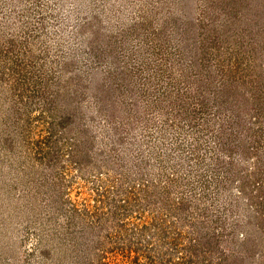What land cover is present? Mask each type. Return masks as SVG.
Instances as JSON below:
<instances>
[{
    "label": "rangeland",
    "instance_id": "1",
    "mask_svg": "<svg viewBox=\"0 0 264 264\" xmlns=\"http://www.w3.org/2000/svg\"><path fill=\"white\" fill-rule=\"evenodd\" d=\"M0 47V142L5 135L13 139L12 149L0 143V264H181L180 256L166 251L165 233L155 238L149 231L138 244L132 233L117 235V223L95 219L106 201L95 194V176L107 170L113 175L129 148L139 161L148 158L133 141L153 132L140 127L129 133L125 118L150 119L158 129L167 123L173 129L165 146L177 145L184 155L192 150L189 142L205 126L189 129L179 123L186 115L174 118L165 105L192 102L190 75L199 70L194 59L226 61L238 50L244 57L258 55L251 70L260 69L255 65L264 59V0H0ZM166 86L175 90L165 95ZM53 130H59L53 140L64 152L43 158L48 146L40 147ZM193 156L186 169L198 164L206 174L202 152ZM151 170L158 178L159 167ZM208 200L207 207L220 210L213 215H222L224 198ZM203 205L184 201L173 211L175 219L181 224L208 215ZM142 214L143 225L153 219ZM167 214L168 230L180 228L171 211L162 208L157 218ZM205 219H195L200 230L209 227ZM262 234H252L259 242L258 263Z\"/></svg>",
    "mask_w": 264,
    "mask_h": 264
},
{
    "label": "trees",
    "instance_id": "2",
    "mask_svg": "<svg viewBox=\"0 0 264 264\" xmlns=\"http://www.w3.org/2000/svg\"><path fill=\"white\" fill-rule=\"evenodd\" d=\"M241 53L237 50L226 61L216 57L212 63L209 58L194 59L191 64L199 70L189 77L192 81L189 82L192 102L187 103L185 100L184 105H175L176 108H173V103H166V108L172 106V117L178 118V113L186 115L180 124L189 129L202 124L206 128L202 136L189 142L192 150L186 155L181 151L182 155L177 145L171 148V145L166 147L163 143L167 131L173 129L167 123L163 122V126L158 129L155 123L149 125L150 119L145 121L142 118V121L137 122L123 119L122 124L129 133L140 127L144 131L153 132L143 137L142 141H133L137 152L148 158L137 160L132 156L133 148H129L127 159L116 160L113 175L109 170L96 174L95 194L105 197L106 201H103V208L95 209V219L117 223V235L132 233L136 237L133 241L138 244L148 238L149 231L154 232L155 238L165 233L164 240L170 242V248L167 247L166 251L170 250L171 255L180 256L178 259L181 264H264V250L261 253L262 261L258 263L255 243L259 245V242L252 237L254 231H258L261 234L263 232L264 238V59L255 65L260 69L251 70L259 59L258 55L244 57ZM12 79L15 80V76ZM28 81L31 82V79ZM174 87L170 89L166 86L165 95L171 92L168 90L174 91ZM131 111L129 115L133 116ZM63 121L61 126L60 123L58 125L60 130H65L70 118H64ZM131 124L134 128L128 127ZM58 133L59 130L57 133L53 130L45 148L40 147L43 150L48 146L41 153L43 158H53L52 154L57 152L63 154V146L60 147L59 141L53 140ZM8 137L2 136L0 143L12 149L13 139ZM197 151L202 152L203 159L207 161L205 166L209 170L206 174L198 164L192 165L190 170L186 169L189 164L185 161L190 162L193 154H199ZM151 160L155 163H151ZM153 165H156V169L159 167L158 178V172L156 178L152 177L155 176L151 170ZM187 188L190 197H184ZM173 196L182 197L175 201ZM214 196L219 200L220 196L224 198L225 204L220 208L225 216L213 215L219 210L214 211L217 208L214 204H211L212 207L205 205L209 201L208 197ZM201 200H204L203 208L208 215L202 217L197 214L189 221L183 218L179 224L173 211L177 210L178 213L184 201ZM54 204L60 210V202ZM162 208L168 213L172 212L171 217L180 228L169 226L168 230V214L164 219L157 218ZM229 211L232 215H227ZM144 212L153 216L150 223L155 229L150 227V223L143 225L145 220L140 218ZM197 216L203 220H206L205 217L208 219V229L204 227V230H200L203 226L198 225L195 220ZM258 220L263 223L262 227L257 225ZM139 227L142 229L139 230ZM101 239L99 237L98 241L101 242ZM95 258L98 261L102 259L97 248ZM131 263L140 264L139 259H133Z\"/></svg>",
    "mask_w": 264,
    "mask_h": 264
}]
</instances>
